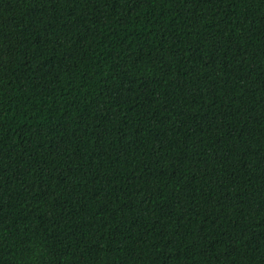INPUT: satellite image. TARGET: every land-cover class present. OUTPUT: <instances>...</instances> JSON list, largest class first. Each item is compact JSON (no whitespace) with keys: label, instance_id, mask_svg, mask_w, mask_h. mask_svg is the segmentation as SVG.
I'll return each instance as SVG.
<instances>
[{"label":"trees","instance_id":"16d2710c","mask_svg":"<svg viewBox=\"0 0 264 264\" xmlns=\"http://www.w3.org/2000/svg\"><path fill=\"white\" fill-rule=\"evenodd\" d=\"M0 264H264V0H0Z\"/></svg>","mask_w":264,"mask_h":264}]
</instances>
